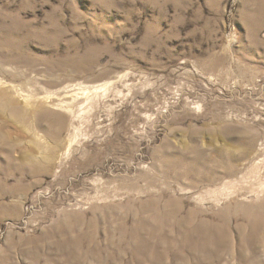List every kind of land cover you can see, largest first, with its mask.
<instances>
[{
  "label": "rangeland",
  "instance_id": "rangeland-1",
  "mask_svg": "<svg viewBox=\"0 0 264 264\" xmlns=\"http://www.w3.org/2000/svg\"><path fill=\"white\" fill-rule=\"evenodd\" d=\"M0 264H264V0H0Z\"/></svg>",
  "mask_w": 264,
  "mask_h": 264
},
{
  "label": "bare ground",
  "instance_id": "bare-ground-1",
  "mask_svg": "<svg viewBox=\"0 0 264 264\" xmlns=\"http://www.w3.org/2000/svg\"><path fill=\"white\" fill-rule=\"evenodd\" d=\"M49 153H51V154H52V153H53V151H51V150H50V151H49Z\"/></svg>",
  "mask_w": 264,
  "mask_h": 264
}]
</instances>
